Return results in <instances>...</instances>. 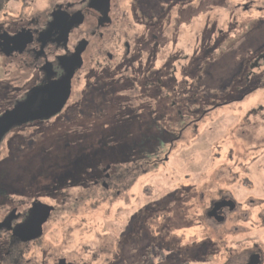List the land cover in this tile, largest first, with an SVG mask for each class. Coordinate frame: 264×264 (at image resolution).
Returning <instances> with one entry per match:
<instances>
[{
    "label": "rangeland",
    "instance_id": "374dc122",
    "mask_svg": "<svg viewBox=\"0 0 264 264\" xmlns=\"http://www.w3.org/2000/svg\"><path fill=\"white\" fill-rule=\"evenodd\" d=\"M157 2L162 7L158 12L162 26L155 33L165 43L149 44V27L132 28L139 35L146 33L139 42V47L146 45L140 49L144 55L134 52L119 69L103 76L107 82L101 86L103 91L114 93V84L121 88L126 78L127 85L137 91L123 89L119 105L100 101L102 110L96 114L90 109L84 115L72 102L80 100L89 87L77 83L75 97L64 112L11 134L0 148L1 181L6 182L3 187H9L12 197L40 199L57 208L45 238L28 252L33 264H53L59 257L75 264H143L141 258L147 254L143 248L149 246L155 256L158 250H165L169 259L165 264H181L174 259L178 241L185 247L198 242L194 256H208L201 244L208 237L223 235V228L212 226L213 231L205 223L202 212L208 203L200 199L202 195L207 200L223 190L236 193V199L239 194L241 200L264 198V84L245 100L218 108L203 119L197 131L189 129L180 140L168 142L179 135L182 116L197 115L214 103L237 100L238 89L248 92L264 83V62L258 69H250L254 59L264 54V0ZM171 40L176 44L166 46ZM173 50L182 54L170 55ZM147 65L153 70L147 68L145 74L142 68ZM145 81L152 83L148 92ZM2 93L0 108L7 105ZM139 94L143 95L134 106L131 99L136 101ZM156 151L162 159L169 153V159L153 167ZM108 163L128 167L119 193L101 187L89 190L79 182L83 178L99 180ZM246 176L250 185L246 181L238 184L237 178L245 180ZM21 180H28L31 187L22 186ZM181 187L193 196L185 206L195 222L191 228L177 226L173 221L176 215L165 211ZM164 221L166 226H172L173 221L176 227L168 229L160 240ZM260 233L254 229L250 236H259L264 243V233ZM227 239L230 246H237L232 236Z\"/></svg>",
    "mask_w": 264,
    "mask_h": 264
},
{
    "label": "flooded vegetation",
    "instance_id": "af4514ba",
    "mask_svg": "<svg viewBox=\"0 0 264 264\" xmlns=\"http://www.w3.org/2000/svg\"><path fill=\"white\" fill-rule=\"evenodd\" d=\"M41 3L42 5H39ZM13 6H16V9H13ZM9 7L12 8L9 9ZM161 8L157 0H0V93L5 92V96L1 97L4 100L7 99V105L0 108V117L6 111L12 110L18 102L24 101L32 89L60 82L67 71L74 72L72 94L68 103L75 97L74 85L77 83L84 82L85 88H96L97 85L103 83L102 80L105 79L103 76L106 73L119 69L122 63L133 57L134 52L140 56L144 55L142 54L144 50L140 49L146 45L139 47V42L145 39L146 33L143 32L139 35L132 28L142 26L146 29L149 27L152 31L146 36L147 42L151 45L154 42L165 43L160 41L161 36L155 33L159 25L162 26L158 15ZM131 35L134 37L131 38ZM18 36L20 38L14 39ZM220 36L222 38L224 36L223 29L220 30ZM171 44L175 45L176 42L168 41L166 46ZM161 51L163 53L164 50ZM172 54L178 56L182 52L173 50V53L170 52V55ZM254 61L250 65L251 70L258 69L263 64L264 54H259ZM8 67L11 71L9 76ZM147 68H150L152 72L153 69L150 65L143 66L145 74L149 72H146ZM155 70L157 69L155 68ZM249 79L250 77L246 80L247 83ZM162 83L159 81V84ZM263 84L262 82L258 83L254 89L247 90L248 92L238 89L240 97L237 100L231 99L223 103H214L211 107H205L197 115L182 116L178 124L179 135L170 139L169 142L173 144L175 140H180L184 132L189 129L197 131L203 119L218 108L245 100L249 94L255 92L257 87ZM14 86L16 87L14 88ZM151 86L152 83L145 81L146 92L152 89ZM10 89L16 91L17 95L12 94ZM88 90L86 88L84 92L86 93ZM162 95L165 97L164 93ZM11 96L14 98L11 99ZM81 96L80 100H73L74 107H79L80 103L85 100L86 94ZM252 113H256V111L253 110ZM41 122H32L13 128L3 138L0 148L11 134L25 131L28 127L37 126ZM241 141L245 142L242 139ZM155 155L157 158L152 160L151 165L158 167L162 158L159 157V153L157 155V151ZM149 161L150 159L147 160V162ZM141 167L136 166L139 170H142L143 167ZM127 168L126 166L117 168V166L114 167L108 163L106 168L100 171L102 176L99 180L83 178L79 182L89 190L92 187H101L103 190L105 189L104 191L118 190L117 193H119L118 187L123 185L122 181L128 173ZM2 177L0 176V196L3 199L0 201V264H33L34 260L28 258V252H31V248H35L45 238L47 225L51 222L57 208L40 199L33 198L31 201H24L12 197L8 191L9 187H3L6 182L1 181ZM244 178L245 180L237 178V180L239 179L238 184L241 181H246L244 183L250 185L249 177ZM21 182L22 186L24 184L28 188L31 187L28 185V180H21ZM183 187L181 190L175 191L171 199L172 208L166 207L165 211L171 210L170 213L176 215L173 221L177 226L191 228L195 222L186 214L185 206H187L186 201L193 196ZM200 199L208 203L202 212L205 223L210 225L213 231H215L213 227L223 228L224 236L221 235L218 239L208 237L204 241L206 243L201 244L207 248L206 253L208 254V256L199 254L202 259L198 255L194 256L196 252L193 248L197 246L198 242L192 241L191 245L185 247L183 241H178V244L176 243L177 257L174 259L181 261V264H196L198 262L264 264L262 238L250 236V232L254 229L264 233V198L245 197L244 200H241L239 194L236 199V193L220 190L214 198L206 200L202 195ZM35 202L48 204L55 209L43 226L41 237L34 240H23L17 232L28 222ZM182 219H184L183 222ZM173 221L172 226H166L165 221L162 223L160 240L167 231L173 229V226L176 227ZM148 226V222L145 223L147 230H149ZM247 226L250 228L247 229ZM248 232L249 234H247ZM262 233L260 234L262 235ZM231 236L234 242L238 241V243L236 242L237 246H230V242L227 243V238ZM148 248L150 246L146 249L147 261L152 258V253ZM187 253H191L193 256H187ZM62 259L66 260V264H75L67 262V259L62 257L54 259L53 264H60ZM167 260L169 259H164L160 264H165Z\"/></svg>",
    "mask_w": 264,
    "mask_h": 264
},
{
    "label": "water",
    "instance_id": "95a60500",
    "mask_svg": "<svg viewBox=\"0 0 264 264\" xmlns=\"http://www.w3.org/2000/svg\"><path fill=\"white\" fill-rule=\"evenodd\" d=\"M20 38L15 37L14 39ZM13 39V40H14ZM74 72L67 74L60 82L49 86L34 88L22 102H18L12 110L0 117V143L13 128L32 122L48 121L60 115L71 97L72 78ZM55 208L48 204L35 202L28 222L17 232L23 240H34L43 235V226ZM26 235V236H25ZM60 264H66L62 259Z\"/></svg>",
    "mask_w": 264,
    "mask_h": 264
},
{
    "label": "trees",
    "instance_id": "16d2710c",
    "mask_svg": "<svg viewBox=\"0 0 264 264\" xmlns=\"http://www.w3.org/2000/svg\"><path fill=\"white\" fill-rule=\"evenodd\" d=\"M123 75H125V73L123 74ZM128 79L129 78H126L125 79V83L121 86V88H122V90H120L121 88L119 87V88H117L118 87V83L116 84H114V86L116 87V89H115V92L114 93H110V92H108V91H106L105 89V91H103L102 89H101V86L103 85V83H107L106 82V80L104 79V80H102V82L103 83H100L99 85H97V87L96 88H89V90H88V92H86V97H85V100L83 101V102H81L82 104H80V105H82V106H80L79 105V107H80V109H81V111L83 112L82 114H84V115H86L87 113H84V112H87V111H89L90 109H91V111H95V113L97 114V111H98V109H100V110H102V108H103V106H104V104L102 103V102H104V100L105 101H107V102H113V103H116V101H117V103L116 104H118V102L119 103H121V101H120V99H119V92H122V91H124L125 92V90H123V89H128V90H130V91H132V90H134V91H137V89H134L133 87H129L128 85H127V83H128ZM144 79H142L141 81H143ZM121 82H123V80H120ZM109 85H112V83H110ZM108 85V86H109ZM127 91V90H126ZM88 93V94H87ZM91 93V94H90ZM143 95V94H142ZM141 94H139V96L136 98V101H134V100H132L131 99V101H132V104L134 105V106H137V103L139 104V98H140V96H142ZM92 96V97H91ZM91 99H93V100H91ZM90 100V101H89ZM125 100H127L126 98H125ZM87 101H89V102H91V104H89ZM100 101H102V102H100ZM127 104V103H126ZM119 105V104H118ZM123 106H124V103H123ZM169 142V141H168ZM168 142H165L164 144L166 145ZM163 144V145H164ZM163 145H161V146H163ZM168 155H169V153H167L166 155H164V157L166 158V157H168ZM168 159H169V157H168ZM168 159H162L161 160V162H160V165L163 163V162H166V161H168ZM65 187H67L66 185H65ZM58 194V193H57ZM172 208V206L170 207V209ZM167 233H168V231H167ZM162 234V233H161ZM160 234V235H161ZM150 238V237H149ZM155 240V239H154ZM150 241V240H149ZM157 244V243H156ZM123 245L125 246L126 245V243H123ZM153 246V245H152ZM153 247H158L157 245H155V246H153ZM144 250V252H145V250H146V247H144L143 248ZM159 251V250H158ZM157 251V255L155 256L154 254H152V258H151V260H148L147 261V257L144 255V257L143 258H141V261L143 262V264L145 263V264H150L151 262L153 263V264H160L161 262H163V260L164 259H168L167 258V256L165 255V253H164V249L163 250H161L160 249V251L158 252ZM156 252V251H155ZM154 256H155V258H154ZM166 257V258H165ZM143 259V260H142ZM154 260H157V261H154Z\"/></svg>",
    "mask_w": 264,
    "mask_h": 264
}]
</instances>
